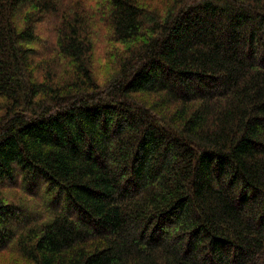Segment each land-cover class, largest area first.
I'll return each instance as SVG.
<instances>
[{
	"label": "trees",
	"instance_id": "16d2710c",
	"mask_svg": "<svg viewBox=\"0 0 264 264\" xmlns=\"http://www.w3.org/2000/svg\"><path fill=\"white\" fill-rule=\"evenodd\" d=\"M100 1L0 0V252L264 264V0Z\"/></svg>",
	"mask_w": 264,
	"mask_h": 264
},
{
	"label": "rangeland",
	"instance_id": "374dc122",
	"mask_svg": "<svg viewBox=\"0 0 264 264\" xmlns=\"http://www.w3.org/2000/svg\"><path fill=\"white\" fill-rule=\"evenodd\" d=\"M86 6L90 8L95 6L100 0H84ZM96 8V7H95ZM101 18V17H100ZM97 32L95 35V49L91 55L92 69L97 80L103 84L106 81L116 78L118 74V66L115 60L112 58V51L118 50V44L112 41L111 32L108 28H105L101 20L99 21ZM43 37H46L43 35ZM110 55V56H109ZM3 113L0 111V119ZM31 212H36L35 206H28ZM39 209V208H38ZM40 210V209H39ZM0 264H29L22 258L18 249L15 246L0 252Z\"/></svg>",
	"mask_w": 264,
	"mask_h": 264
}]
</instances>
